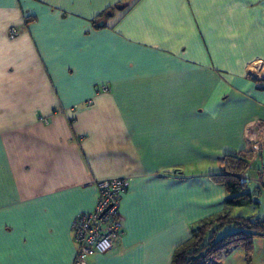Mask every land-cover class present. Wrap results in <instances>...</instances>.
<instances>
[{
    "label": "crops",
    "instance_id": "1",
    "mask_svg": "<svg viewBox=\"0 0 264 264\" xmlns=\"http://www.w3.org/2000/svg\"><path fill=\"white\" fill-rule=\"evenodd\" d=\"M256 61L264 0H0V264H74L75 218L117 177L120 241L84 264H171L264 120Z\"/></svg>",
    "mask_w": 264,
    "mask_h": 264
},
{
    "label": "trees",
    "instance_id": "2",
    "mask_svg": "<svg viewBox=\"0 0 264 264\" xmlns=\"http://www.w3.org/2000/svg\"><path fill=\"white\" fill-rule=\"evenodd\" d=\"M129 8L125 7L124 11H128ZM114 9L116 7L106 9L98 16V19L104 17L107 11L111 12ZM33 21V17L25 18L24 26L28 27ZM10 32V36L15 38L17 33ZM260 87L264 88V85ZM253 158L254 151L249 148L237 153L226 154L219 159L218 171L209 174L208 177L213 183L224 189L225 196L222 207L219 211L198 220L190 227V237L174 249L171 264H218L221 255L237 248L243 251L244 261L249 264L255 239L264 237V219H255L251 216L235 217L230 214V211L236 207L255 203L253 194L247 189L248 180L245 177V173L252 165ZM172 172L166 171L164 175L169 176ZM260 178L264 185V173L260 174ZM228 225L237 226L238 229L236 232L216 239L218 232Z\"/></svg>",
    "mask_w": 264,
    "mask_h": 264
},
{
    "label": "built area",
    "instance_id": "3",
    "mask_svg": "<svg viewBox=\"0 0 264 264\" xmlns=\"http://www.w3.org/2000/svg\"><path fill=\"white\" fill-rule=\"evenodd\" d=\"M250 76L264 78V63L256 61L250 66ZM248 140L256 142L264 138V120L249 125ZM127 179L109 178L95 182L97 198L91 211L78 214L73 224V236L77 244L74 264H84L86 256L103 254L120 241L123 221L119 213L122 195L127 189Z\"/></svg>",
    "mask_w": 264,
    "mask_h": 264
},
{
    "label": "rangeland",
    "instance_id": "4",
    "mask_svg": "<svg viewBox=\"0 0 264 264\" xmlns=\"http://www.w3.org/2000/svg\"><path fill=\"white\" fill-rule=\"evenodd\" d=\"M249 143L250 149L254 151V160L252 162L250 170L247 172L246 179L248 180L247 189L253 194L255 203L249 206L233 208L231 209L230 214L235 217L251 216L255 219H264V185L261 182L260 178V174L262 175L264 173V138L263 140L261 139L259 141H256L255 143L251 141ZM237 229V226L228 225L218 232L216 239H220L231 232H236ZM234 252H239L243 254V251L240 248L232 250L231 254ZM250 258L251 259L249 264H264V237H258L255 239ZM219 259L221 261L223 257L220 256ZM240 260L241 264H246V261H244V254L243 259Z\"/></svg>",
    "mask_w": 264,
    "mask_h": 264
},
{
    "label": "water",
    "instance_id": "5",
    "mask_svg": "<svg viewBox=\"0 0 264 264\" xmlns=\"http://www.w3.org/2000/svg\"><path fill=\"white\" fill-rule=\"evenodd\" d=\"M116 10H119V11L123 10V6L122 5H116ZM106 14L107 15H110L111 12L110 11H107ZM98 24H99V26H102L103 25V21H100Z\"/></svg>",
    "mask_w": 264,
    "mask_h": 264
}]
</instances>
